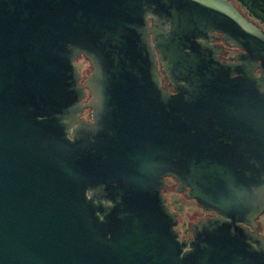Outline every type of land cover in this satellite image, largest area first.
I'll return each mask as SVG.
<instances>
[{"label": "water", "instance_id": "water-1", "mask_svg": "<svg viewBox=\"0 0 264 264\" xmlns=\"http://www.w3.org/2000/svg\"><path fill=\"white\" fill-rule=\"evenodd\" d=\"M167 178L216 213L189 237ZM263 213L264 27L234 0H0V264H264Z\"/></svg>", "mask_w": 264, "mask_h": 264}, {"label": "rangeland", "instance_id": "rangeland-1", "mask_svg": "<svg viewBox=\"0 0 264 264\" xmlns=\"http://www.w3.org/2000/svg\"><path fill=\"white\" fill-rule=\"evenodd\" d=\"M235 3H237L244 12H247L238 1H235ZM261 25L264 27V23ZM76 63L81 71V78L86 77L91 70L88 60L81 56L76 60ZM84 115L85 114H83V116ZM166 183L167 191H165V197L171 210L177 215V230H179L181 234H186L190 230V224L199 218L200 209L194 200L187 198L182 193L172 190L173 185H175V182L172 179H167ZM260 221L261 230L264 234V213L261 216Z\"/></svg>", "mask_w": 264, "mask_h": 264}, {"label": "flooded vegetation", "instance_id": "flooded-vegetation-1", "mask_svg": "<svg viewBox=\"0 0 264 264\" xmlns=\"http://www.w3.org/2000/svg\"><path fill=\"white\" fill-rule=\"evenodd\" d=\"M216 44H218V45H220L221 47H225V48H227V49H229V50H237V49H235V48H230V47H227L226 46V44H225V42L222 40V38L220 37V35L218 36V38L214 41ZM220 58L222 59V60H226L227 58H228V53H225V54H221L220 55ZM161 76H162V79H163V81H165L164 80V77H163V74L161 73ZM85 78V77H84ZM84 78H82V79H84ZM90 95H89V92L87 91V98L89 97ZM83 114H85L84 116H83ZM83 114H82V117H85V118H87V119H90V109H86L84 112H83ZM167 179H170V178H167ZM166 179V180H167ZM175 182V181H174ZM176 184V183H175ZM183 194V193H182ZM199 209H200V214H199V218L196 220V221H198V220H200V219H203V218H206V217H208V216H214L216 213L215 212H213V211H206V210H203L202 208H200L199 207ZM263 215V214H262ZM261 215V216H262ZM261 216L259 217V219H258V232L260 233V234H262L263 236H264V234L262 233V230H261V221H260V218H261ZM195 221V222H196ZM178 222V221H177ZM178 226V224L176 225V228H178L177 227ZM190 229V228H189ZM178 232H179V230H178ZM179 234H180V237L181 238H186V237H189V236H191V229L188 231V233H186V234H181L180 232H179Z\"/></svg>", "mask_w": 264, "mask_h": 264}, {"label": "trees", "instance_id": "trees-1", "mask_svg": "<svg viewBox=\"0 0 264 264\" xmlns=\"http://www.w3.org/2000/svg\"><path fill=\"white\" fill-rule=\"evenodd\" d=\"M234 1H238L246 9L247 12L245 13L248 16L255 19L260 24L264 23V0H234Z\"/></svg>", "mask_w": 264, "mask_h": 264}]
</instances>
